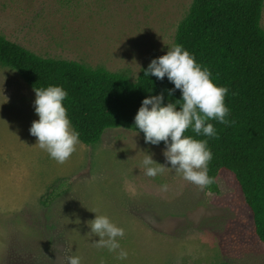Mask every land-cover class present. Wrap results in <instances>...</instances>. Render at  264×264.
I'll return each instance as SVG.
<instances>
[{
    "label": "rangeland",
    "instance_id": "rangeland-1",
    "mask_svg": "<svg viewBox=\"0 0 264 264\" xmlns=\"http://www.w3.org/2000/svg\"><path fill=\"white\" fill-rule=\"evenodd\" d=\"M192 0H0V36L43 58L124 73L134 81L174 44ZM260 26L264 31V5ZM8 97L0 104V264H264L251 213L234 176L221 171L218 193L168 169L147 177L145 153L169 167L165 146L126 129L80 142L63 163L35 145L38 116L30 89L0 64ZM58 180L50 206L40 198ZM167 184V191L160 185ZM60 185V183H59ZM105 215L124 229L127 259L98 248L87 221ZM118 251V250H117Z\"/></svg>",
    "mask_w": 264,
    "mask_h": 264
},
{
    "label": "trees",
    "instance_id": "trees-1",
    "mask_svg": "<svg viewBox=\"0 0 264 264\" xmlns=\"http://www.w3.org/2000/svg\"><path fill=\"white\" fill-rule=\"evenodd\" d=\"M264 0H192L179 22L174 44H180L214 83L228 88L224 104L230 124L211 121L217 138L207 139L212 152L205 188L218 193L221 171L231 173L251 213L253 230L264 245V31L260 19ZM0 64L12 69L32 90L59 85L67 96L62 102L79 142L95 145L107 129L136 132L133 117L148 95H162V103H179L180 91L167 78L144 76V66L134 81L124 73L62 59L40 57L0 36ZM143 137V133L137 131ZM185 135L195 136L188 129ZM158 146H164L160 142ZM55 181L40 198L48 207L58 198ZM60 183V185H59ZM226 264V263H223Z\"/></svg>",
    "mask_w": 264,
    "mask_h": 264
},
{
    "label": "clouds",
    "instance_id": "clouds-1",
    "mask_svg": "<svg viewBox=\"0 0 264 264\" xmlns=\"http://www.w3.org/2000/svg\"><path fill=\"white\" fill-rule=\"evenodd\" d=\"M152 75L156 79L167 78L175 90L180 91L179 103H162V95H148L142 99L133 117L135 131L143 133L145 143L158 145L163 142V156L169 165L157 163L150 153H145L141 161L144 175L156 177L165 169L179 174L185 181L203 190L214 181L208 175V163L212 152L207 139L217 138V132L211 121L228 125L226 117L230 114L224 104L228 88L213 82L207 67H202L180 44L167 47L165 54L153 58L144 69V76ZM5 77L0 72V104L6 103L4 94ZM32 102L34 113L38 116L29 127V134L36 138L35 145L47 153L50 159L63 164L76 151L79 132L70 126L66 108L62 102L67 92L59 85H49L34 89ZM191 129L195 134L185 135ZM161 191H167V184L160 185ZM89 234L99 237L94 241L98 248L116 252V259L124 261L128 253L120 246L119 238L124 237V229L116 226L105 215H96L86 222ZM118 250V251H117ZM66 264H81L77 255L66 257Z\"/></svg>",
    "mask_w": 264,
    "mask_h": 264
}]
</instances>
